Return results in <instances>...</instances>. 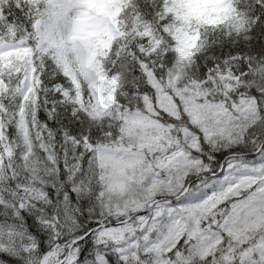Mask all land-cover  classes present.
I'll return each mask as SVG.
<instances>
[{
    "label": "snow or ice",
    "instance_id": "6c2138e0",
    "mask_svg": "<svg viewBox=\"0 0 264 264\" xmlns=\"http://www.w3.org/2000/svg\"><path fill=\"white\" fill-rule=\"evenodd\" d=\"M0 264H264V0H0Z\"/></svg>",
    "mask_w": 264,
    "mask_h": 264
}]
</instances>
